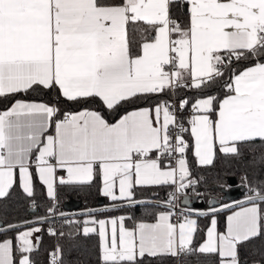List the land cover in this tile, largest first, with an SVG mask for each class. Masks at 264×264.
<instances>
[{"label":"snow or ice","instance_id":"6c2138e0","mask_svg":"<svg viewBox=\"0 0 264 264\" xmlns=\"http://www.w3.org/2000/svg\"><path fill=\"white\" fill-rule=\"evenodd\" d=\"M49 92L51 103L26 98ZM9 97L0 200L19 189L35 211L38 181L51 204L35 219L0 221V264H35L45 231L56 241L47 264H68L61 241L81 235L96 238L97 264H247L241 248L264 236V183L244 174L243 200L182 205L189 189L204 197L189 153L207 167L264 146V0H0V98ZM61 100L94 107L62 111ZM97 178L107 205L57 211L58 186ZM159 188L167 198L137 197ZM141 205L149 219L110 214Z\"/></svg>","mask_w":264,"mask_h":264},{"label":"trees","instance_id":"16d2710c","mask_svg":"<svg viewBox=\"0 0 264 264\" xmlns=\"http://www.w3.org/2000/svg\"><path fill=\"white\" fill-rule=\"evenodd\" d=\"M19 98V97H16ZM27 99L43 100L45 102H53L55 96L49 92L47 94L32 93ZM13 98H0V109H5L10 106ZM59 107L62 111H76L81 107H94V105L87 104H71L65 103L63 100L59 102ZM107 119L112 121L114 118L111 115ZM189 162L192 168L193 178L199 181L197 188L200 192L204 193V201L212 195L220 194V183H227L229 176H235L238 183H240V176L247 174L249 180L256 185L264 183V146L254 145L251 147L245 146L241 149V157L228 158L218 157L213 166L197 167L194 158L189 153ZM99 179L97 178L92 184L84 186H58L57 187V211L63 212V205L70 200L81 201V208H91L97 206V199L99 194ZM171 189L159 188L144 192H138L139 199H156L161 200L167 198ZM247 192V189H246ZM250 194V193H249ZM33 200L36 204V209L33 211L31 207L32 201L25 198L19 189L12 191L11 195L5 199L0 200V221H20L23 219H35L36 216H44L47 214V208L51 202L45 194V190L39 182H36L35 195ZM105 203H109L105 200ZM151 209H147L141 205L134 210H125L123 213L114 212L110 214H127L132 215L136 219L145 218L149 219L148 213ZM228 211L221 213L218 216L219 225L222 228L224 225L225 214ZM73 218V217H69ZM61 221L57 220L56 227L60 226ZM131 226V221L128 222ZM200 228L204 229L207 220L201 218ZM47 224L44 225L45 229ZM65 232L69 229L67 226L64 228ZM56 243L54 238H50L46 231L42 235V242L39 250L34 254L33 259L35 264H47L48 251L51 250ZM65 259L68 264H97L96 257V238L81 236H66L61 241ZM241 259L247 260V264H257V262L264 260V236L254 239L251 243L241 248ZM177 260H168L166 264H176ZM180 264H206L205 260L198 256L183 257L178 260Z\"/></svg>","mask_w":264,"mask_h":264},{"label":"water","instance_id":"95a60500","mask_svg":"<svg viewBox=\"0 0 264 264\" xmlns=\"http://www.w3.org/2000/svg\"><path fill=\"white\" fill-rule=\"evenodd\" d=\"M227 184H231L232 187L227 190H223V191L220 189L219 195L211 196L215 201L214 206L218 207L221 203H233L235 201H240L245 198L246 189L240 186V183H238L235 176H229L227 178ZM143 200L155 201L156 199H143ZM187 200H188L187 205H182V207L183 206H187V207L195 206L200 209H205L207 207V201L199 200L198 198H195L194 196H188ZM105 205H107V203H105V199L102 196L98 197L97 206L91 207V208H81V201L70 200L64 203L63 213H65L68 218L75 217L76 214L81 213L85 209L102 208Z\"/></svg>","mask_w":264,"mask_h":264},{"label":"crops","instance_id":"0c3cea01","mask_svg":"<svg viewBox=\"0 0 264 264\" xmlns=\"http://www.w3.org/2000/svg\"><path fill=\"white\" fill-rule=\"evenodd\" d=\"M0 110H3V109H0ZM61 175H63V173H61ZM45 190V189H44ZM45 194H46V191H45ZM47 196V195H46ZM104 199L105 200H107L105 197H104ZM108 201V200H107ZM235 210H238V209H235ZM228 214H230V211H228V212H226V214H225V218H226V216L228 215ZM111 215H121V213H118V214H111ZM80 219H83V217L81 216V217H79ZM225 218H224V222H225ZM218 221H219V219H218ZM130 226V225H129Z\"/></svg>","mask_w":264,"mask_h":264},{"label":"built area","instance_id":"2783aa9c","mask_svg":"<svg viewBox=\"0 0 264 264\" xmlns=\"http://www.w3.org/2000/svg\"><path fill=\"white\" fill-rule=\"evenodd\" d=\"M186 115V114H185ZM188 196H193V193H192V190L191 189H189L188 190ZM199 200H204V197L203 198H198ZM176 264H180L179 262H178V260L176 261Z\"/></svg>","mask_w":264,"mask_h":264}]
</instances>
